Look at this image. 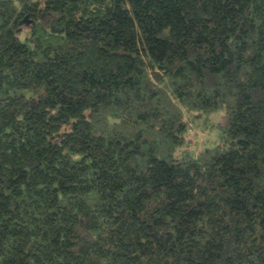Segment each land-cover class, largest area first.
<instances>
[{"label": "trees", "instance_id": "1", "mask_svg": "<svg viewBox=\"0 0 264 264\" xmlns=\"http://www.w3.org/2000/svg\"><path fill=\"white\" fill-rule=\"evenodd\" d=\"M0 264H264V0H0Z\"/></svg>", "mask_w": 264, "mask_h": 264}, {"label": "rangeland", "instance_id": "2", "mask_svg": "<svg viewBox=\"0 0 264 264\" xmlns=\"http://www.w3.org/2000/svg\"><path fill=\"white\" fill-rule=\"evenodd\" d=\"M221 114L220 113H213V115H211L210 116V126H211V123L213 124V125H215V124H223V119L221 118ZM205 122H206V120H205ZM207 126H209V123H207ZM220 130V127H218V126H216V127H214L213 129L211 128L210 129V133H208V131L207 130H202V128H200V127H198V126H196V125H193L192 126V131H191V137L192 138H194L195 140V142H197V143H203L205 140H206V138H207V140H210V138L211 139H213V138H215L216 137V134H217V131H219Z\"/></svg>", "mask_w": 264, "mask_h": 264}]
</instances>
